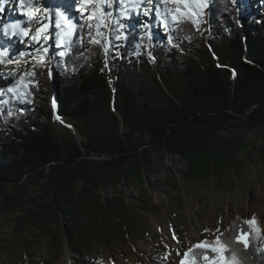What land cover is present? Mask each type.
Segmentation results:
<instances>
[{
  "label": "trees",
  "instance_id": "trees-1",
  "mask_svg": "<svg viewBox=\"0 0 264 264\" xmlns=\"http://www.w3.org/2000/svg\"><path fill=\"white\" fill-rule=\"evenodd\" d=\"M124 12L113 19L107 41L96 34L86 39L79 26L63 36L55 28V42L47 51L60 53L52 66L58 101L46 123L39 122L41 107L35 116L34 73L21 75L0 97V134L9 140L0 147V215L22 210L16 218L18 233L31 225L54 237L53 220L63 213L69 237L88 253L103 238H123L124 227L135 236L140 226L121 217L124 200H101L98 188L142 182L154 150L185 160L192 181L221 176L226 169L241 173L244 136L255 130L264 135V28L243 33L234 0L174 2L171 38L196 47L181 70L154 58L147 34L139 35L132 24L122 29ZM203 25L210 30L208 44ZM170 48L164 46L161 58ZM117 55L119 72L111 86ZM55 117L79 124L83 141L72 135L59 141L53 134ZM235 120H241L244 135L224 136ZM258 151L264 156V147ZM76 182L82 188L72 205ZM30 187L39 195L28 198ZM253 218L254 224L247 223ZM262 223L260 216L248 213L207 229L210 235L192 244L184 261L210 264L219 259L212 251L219 238L227 246L226 259L264 264ZM242 235L246 248L238 242ZM202 242H207L205 248L194 247ZM79 264L98 263L86 259Z\"/></svg>",
  "mask_w": 264,
  "mask_h": 264
},
{
  "label": "rangeland",
  "instance_id": "rangeland-1",
  "mask_svg": "<svg viewBox=\"0 0 264 264\" xmlns=\"http://www.w3.org/2000/svg\"><path fill=\"white\" fill-rule=\"evenodd\" d=\"M83 1H55L67 5L64 13H67V17L55 12L53 17L45 16L44 20L51 23L46 22L48 26L44 32H41L43 26L37 29L35 24L33 34L29 36L28 26L27 44L33 53H28L27 56L20 49L22 52L14 59L17 66L13 75L0 87L2 97L21 75L34 73L37 79L35 116H40L37 114L38 107L43 112V116L39 118L40 124L47 122L50 109L56 111L58 101L55 94V90H58V77L52 66L60 53L54 56L47 51V47L55 42L57 27L61 29L62 36L79 26L86 39L90 40L96 34L107 41L105 36L113 29V19L124 9L122 29L125 30L132 24L139 35L147 34L149 47L157 61L181 70L186 60L196 54V47L188 41L176 44L171 38L174 2L161 1L156 5L153 3L155 0H91L87 4ZM234 5L237 7V23L243 33L264 28V0H234ZM15 6L16 0L0 1V10L9 8L14 15L19 12ZM53 7L57 12V5ZM26 23L29 24V20ZM202 28L207 33L203 36L204 43L208 44L209 27L203 25ZM5 39L12 43L9 36ZM20 40L18 39V46L22 48ZM166 44H170V51L165 58H161ZM3 53L7 58L3 63L12 62L8 60L10 56H7V51ZM120 61V55H117L114 71L109 76L111 86L119 72ZM241 123V120L233 121L222 134L228 138L243 136ZM52 127L53 134L59 141L69 135L73 136V132L78 136L79 142L83 141L79 133L81 126L74 121L55 117ZM8 141V137L0 134V147ZM244 143L246 146L238 155L245 160L241 173L226 169L221 176H213L202 182L192 181L187 178L188 167L185 160L179 156L161 155L154 150L150 155L152 166L143 171L142 182L128 184L121 181L110 187L98 188L95 194L101 200L108 201L114 197L123 199L125 207L121 217L140 227L135 236H131L124 227L123 238L119 236L115 241L103 238L93 243L90 253L79 248L66 233L68 219L63 213L53 220L51 228L55 233L54 237L31 225L23 226V231L18 233L19 222L16 218L21 215L22 210L1 214L0 264H79L86 259H95L98 264H182L189 247L202 237L210 235L207 229L224 227L236 216L248 213L257 214L263 219L264 233V156L258 151L264 147V135L255 130L244 136ZM252 150L253 153L250 154ZM81 188L82 183L76 182L72 205L77 204ZM26 195L28 198L36 197L39 190L30 187ZM18 239L22 244L18 243Z\"/></svg>",
  "mask_w": 264,
  "mask_h": 264
},
{
  "label": "bare ground",
  "instance_id": "bare-ground-1",
  "mask_svg": "<svg viewBox=\"0 0 264 264\" xmlns=\"http://www.w3.org/2000/svg\"><path fill=\"white\" fill-rule=\"evenodd\" d=\"M1 3L3 0H0ZM45 1V2H43ZM57 0H24L23 5H21V0H16V6L15 9H19V12H17L14 15V6L12 10L10 11L9 8H3V10H0V26H2V29H0V36H1V43H0V87L3 85L4 81L9 79L13 75V71L15 67L17 66V62H15V57L19 55L22 51L26 52V55L28 56V53H33L31 51V47H29V37L28 35H25L24 28L30 27L29 36L33 34L34 31V25L37 27V29L41 26H43L42 31H45V27L48 25L46 24L47 21L44 20L45 16L53 17V13H60L54 10V7L52 6L53 3L60 4L55 2ZM91 0H84V3H89ZM104 1V0H103ZM162 0H155L153 2L154 4L158 5V2H161ZM40 3V5H38ZM46 4L47 6L43 8V4ZM27 10V11H26ZM34 11H38L39 13H35ZM16 12V11H15ZM28 12V15H25V13ZM31 12V14H30ZM62 13V12H61ZM60 13V15H61ZM53 14V15H52ZM52 15V16H51ZM67 16V13L65 14ZM33 18V21H31ZM10 19L14 21V23L6 29L4 27L7 20ZM29 20V24L26 22ZM50 22V21H48ZM15 25H19L21 27H14ZM9 36L12 39V43H9L8 40L5 38ZM18 39H21L23 43V47L20 48L18 46ZM32 44V42L30 43ZM5 46V47H4ZM20 49L22 51H20ZM4 51H7V56H10L8 60L12 61L9 63H3V61H6L7 58L3 55ZM25 55L22 56V59H24ZM174 256V255H173ZM172 257V256H171ZM173 262V261H172ZM171 262V263H172ZM144 264V263H143Z\"/></svg>",
  "mask_w": 264,
  "mask_h": 264
},
{
  "label": "snow or ice",
  "instance_id": "snow-or-ice-1",
  "mask_svg": "<svg viewBox=\"0 0 264 264\" xmlns=\"http://www.w3.org/2000/svg\"><path fill=\"white\" fill-rule=\"evenodd\" d=\"M163 3H168V2H182V0H162ZM24 0H21V5H23ZM202 7H207V4H202ZM25 15H28V13H25ZM57 15H60V13H57ZM174 19L176 18L175 16L173 17ZM14 27H20L19 25H15ZM25 35H28L27 31H25L24 33ZM93 43H95V41H93ZM63 55V53H61ZM9 91H11V89H9ZM247 223L249 224H254L255 223V219L253 218L252 221H248ZM238 242L243 243L245 248L247 247V240L244 238V236L242 235L240 238H238ZM216 244L218 245L217 247L212 248L213 252H216L219 255V259H213L210 264H239V261L235 258V256H233V258L231 260H228L224 257L223 253H225L228 249L227 246L224 245L223 243H221L220 239L217 238ZM207 246V242H202V243H198L196 244L194 247L195 248H205ZM191 251V250H190ZM206 261L209 260L208 256H204L203 257ZM182 264H195L194 261L189 262V261H183Z\"/></svg>",
  "mask_w": 264,
  "mask_h": 264
},
{
  "label": "water",
  "instance_id": "water-1",
  "mask_svg": "<svg viewBox=\"0 0 264 264\" xmlns=\"http://www.w3.org/2000/svg\"><path fill=\"white\" fill-rule=\"evenodd\" d=\"M55 94L57 95L56 97L58 98V90L57 89L55 90ZM73 136L76 139V141L79 142L78 136L74 132H73ZM66 233L69 235L68 229H66Z\"/></svg>",
  "mask_w": 264,
  "mask_h": 264
}]
</instances>
